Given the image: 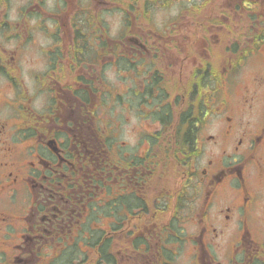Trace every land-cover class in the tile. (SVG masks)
<instances>
[{"label": "flooded vegetation", "instance_id": "flooded-vegetation-1", "mask_svg": "<svg viewBox=\"0 0 264 264\" xmlns=\"http://www.w3.org/2000/svg\"><path fill=\"white\" fill-rule=\"evenodd\" d=\"M0 264H264V0H0Z\"/></svg>", "mask_w": 264, "mask_h": 264}, {"label": "rangeland", "instance_id": "rangeland-1", "mask_svg": "<svg viewBox=\"0 0 264 264\" xmlns=\"http://www.w3.org/2000/svg\"><path fill=\"white\" fill-rule=\"evenodd\" d=\"M160 16H162V15H160ZM181 261V259H179V261H178V263Z\"/></svg>", "mask_w": 264, "mask_h": 264}]
</instances>
